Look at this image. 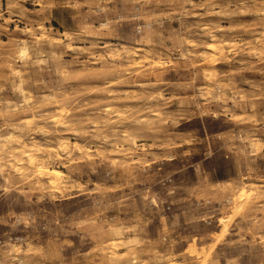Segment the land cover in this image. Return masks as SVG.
<instances>
[{
    "label": "rangeland",
    "instance_id": "obj_1",
    "mask_svg": "<svg viewBox=\"0 0 264 264\" xmlns=\"http://www.w3.org/2000/svg\"><path fill=\"white\" fill-rule=\"evenodd\" d=\"M0 264H264V0H0Z\"/></svg>",
    "mask_w": 264,
    "mask_h": 264
},
{
    "label": "bare ground",
    "instance_id": "obj_2",
    "mask_svg": "<svg viewBox=\"0 0 264 264\" xmlns=\"http://www.w3.org/2000/svg\"><path fill=\"white\" fill-rule=\"evenodd\" d=\"M213 47V46H212ZM215 47V46H214ZM23 50V49H22ZM218 50V49H217ZM212 51V50H211ZM216 51V50H215ZM213 52V51H212ZM21 146V145H20ZM27 150V149H26ZM12 151V150H11ZM25 151V150H24ZM23 152V150H22ZM27 160L29 162L30 165H34V157H32L30 154L27 155ZM18 165V164H17ZM42 173H44L45 175H47V177L49 178V183H55L54 185L58 184L59 178L56 176H53V174H51L49 171H40ZM53 185V184H50ZM53 185V186H54Z\"/></svg>",
    "mask_w": 264,
    "mask_h": 264
}]
</instances>
